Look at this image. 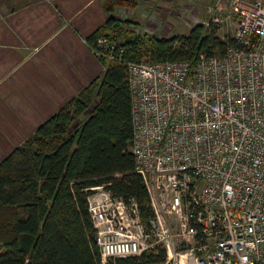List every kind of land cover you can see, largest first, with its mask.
<instances>
[{
    "label": "built area",
    "instance_id": "obj_1",
    "mask_svg": "<svg viewBox=\"0 0 264 264\" xmlns=\"http://www.w3.org/2000/svg\"><path fill=\"white\" fill-rule=\"evenodd\" d=\"M225 18L236 23L225 51L195 60L129 59L107 35L89 45L126 67L131 149L152 209L144 221L135 200L92 188L103 262L160 245L167 259L155 264H264V3L229 0Z\"/></svg>",
    "mask_w": 264,
    "mask_h": 264
},
{
    "label": "trees",
    "instance_id": "obj_2",
    "mask_svg": "<svg viewBox=\"0 0 264 264\" xmlns=\"http://www.w3.org/2000/svg\"><path fill=\"white\" fill-rule=\"evenodd\" d=\"M107 0L106 22L87 42L107 35L129 59L195 60L221 54L231 38L198 23L179 37L134 36L123 31L116 3ZM111 32L114 35H111ZM123 37V39H118ZM102 76L90 81L36 131L0 160V264H155L158 245L140 255L103 262L88 195L103 185L126 202L135 200L144 221L152 215L148 190L135 169L131 91L126 67L102 58Z\"/></svg>",
    "mask_w": 264,
    "mask_h": 264
},
{
    "label": "crops",
    "instance_id": "obj_3",
    "mask_svg": "<svg viewBox=\"0 0 264 264\" xmlns=\"http://www.w3.org/2000/svg\"><path fill=\"white\" fill-rule=\"evenodd\" d=\"M107 0H0V160L105 65L87 38Z\"/></svg>",
    "mask_w": 264,
    "mask_h": 264
},
{
    "label": "rangeland",
    "instance_id": "obj_4",
    "mask_svg": "<svg viewBox=\"0 0 264 264\" xmlns=\"http://www.w3.org/2000/svg\"><path fill=\"white\" fill-rule=\"evenodd\" d=\"M262 1L264 3V0ZM116 5H121L118 14L122 16L123 31L142 38H150L151 35L179 37L187 34L191 29L188 18L196 12L201 15L204 29L211 24L223 39L231 38L236 28L234 20L225 18L229 0H130ZM210 5L215 7L213 12L215 11L223 21L212 20L213 12L208 11ZM111 35L114 33L111 32ZM142 59L150 60L146 56Z\"/></svg>",
    "mask_w": 264,
    "mask_h": 264
}]
</instances>
